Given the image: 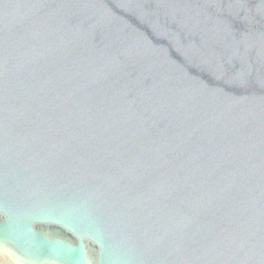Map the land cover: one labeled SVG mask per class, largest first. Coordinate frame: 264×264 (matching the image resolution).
<instances>
[{
	"label": "water",
	"instance_id": "1",
	"mask_svg": "<svg viewBox=\"0 0 264 264\" xmlns=\"http://www.w3.org/2000/svg\"><path fill=\"white\" fill-rule=\"evenodd\" d=\"M0 264H264V0H0Z\"/></svg>",
	"mask_w": 264,
	"mask_h": 264
}]
</instances>
